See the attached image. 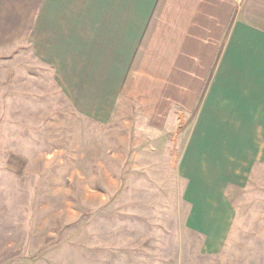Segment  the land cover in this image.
Wrapping results in <instances>:
<instances>
[{"label": "rangeland", "instance_id": "rangeland-1", "mask_svg": "<svg viewBox=\"0 0 264 264\" xmlns=\"http://www.w3.org/2000/svg\"><path fill=\"white\" fill-rule=\"evenodd\" d=\"M15 45L0 48V264H264V165L198 187L189 120L172 144L122 94L93 112L68 65Z\"/></svg>", "mask_w": 264, "mask_h": 264}, {"label": "crops", "instance_id": "crops-1", "mask_svg": "<svg viewBox=\"0 0 264 264\" xmlns=\"http://www.w3.org/2000/svg\"><path fill=\"white\" fill-rule=\"evenodd\" d=\"M14 44L71 66L93 112L119 93L152 128L189 120L198 187L264 165V0H0V48Z\"/></svg>", "mask_w": 264, "mask_h": 264}]
</instances>
